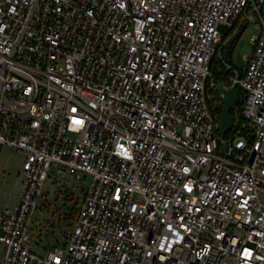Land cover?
Segmentation results:
<instances>
[{
  "label": "built area",
  "instance_id": "built-area-1",
  "mask_svg": "<svg viewBox=\"0 0 264 264\" xmlns=\"http://www.w3.org/2000/svg\"><path fill=\"white\" fill-rule=\"evenodd\" d=\"M263 12L254 0H0V154H24L0 264H264ZM245 25L257 34L239 78L222 52ZM218 50L235 76L215 105ZM234 85L242 118L221 139ZM51 169L61 196L92 183L42 257L28 230Z\"/></svg>",
  "mask_w": 264,
  "mask_h": 264
},
{
  "label": "rangeland",
  "instance_id": "rangeland-1",
  "mask_svg": "<svg viewBox=\"0 0 264 264\" xmlns=\"http://www.w3.org/2000/svg\"><path fill=\"white\" fill-rule=\"evenodd\" d=\"M254 1L257 4L261 3V0ZM237 33H234L233 39ZM256 34L257 32L253 29V27H247L238 42L236 49L234 50L233 61L236 64L239 63L240 57L241 61L244 63L243 71L246 68L247 56L254 48L250 39ZM221 55L220 50H218L211 68V72L214 73L213 80L214 83H216V87L211 91V99L215 105L218 104L219 95L223 92V87L221 85L225 84V79H220V77L222 78L223 76V78H230L235 76L234 70L226 73L225 66L221 69ZM222 56L226 60V55ZM233 117L236 124L240 123L242 118L240 108H235ZM230 135L231 133L228 134V136ZM23 160L24 154L22 152L15 151L6 146L2 148L0 154V211L7 203H9L11 207H14L16 200L18 199L19 189H16L15 187L18 172L20 171ZM91 183L92 178L88 176L83 180L82 186L79 183L75 184L74 195L71 197L66 195L61 196L56 189L57 186L54 185L55 179L53 170L51 169L42 191V195L38 199V205L33 213L28 230L30 249L34 253L43 257L49 249L62 245L66 242L71 233L73 221L64 222L61 218L64 217L68 208L72 209V199H78V206H81L83 192H86L90 188ZM83 188L84 190H81ZM2 256L3 249H1L0 253V263L2 261Z\"/></svg>",
  "mask_w": 264,
  "mask_h": 264
},
{
  "label": "water",
  "instance_id": "water-1",
  "mask_svg": "<svg viewBox=\"0 0 264 264\" xmlns=\"http://www.w3.org/2000/svg\"><path fill=\"white\" fill-rule=\"evenodd\" d=\"M261 4H264V0H261ZM246 29V25L242 27V29L234 37L233 41L231 42L225 53L228 64H230L238 72L239 78L242 75L244 63L241 61L240 57L239 63H234L233 53ZM237 100V86L234 85L229 91H227L221 108V113L219 117V134L221 139H224L226 137V135L229 133L233 126L234 117L231 115V110L236 106ZM223 152H226V147L223 148Z\"/></svg>",
  "mask_w": 264,
  "mask_h": 264
},
{
  "label": "trees",
  "instance_id": "trees-1",
  "mask_svg": "<svg viewBox=\"0 0 264 264\" xmlns=\"http://www.w3.org/2000/svg\"><path fill=\"white\" fill-rule=\"evenodd\" d=\"M222 54L225 56V51L222 52ZM214 61V60H213ZM213 64V62H212ZM212 64H211V68H212ZM223 64L221 65V69H223ZM227 73V72H226ZM213 77H214V73H212ZM220 79H225V85H230V83L226 80V78L222 76V78L220 77ZM237 94H238V100H237V103H236V106L231 110V115L233 116L234 115V111H235V108H240L242 107V104H243V100H242V94H241V90L239 87H237ZM217 113L220 114L221 113V108H218L217 109ZM75 200V199H74ZM73 201V207L72 209L68 208L65 212V215L64 217L61 218L62 221L64 222H71L73 221V225L76 221V218L78 216V212L80 210V207L78 206L79 203H78V199H76L75 201Z\"/></svg>",
  "mask_w": 264,
  "mask_h": 264
}]
</instances>
